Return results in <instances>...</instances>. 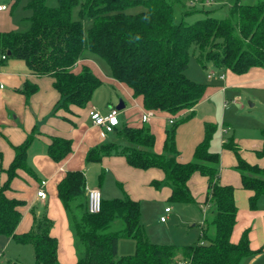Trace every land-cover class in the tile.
<instances>
[{"label":"trees","instance_id":"obj_1","mask_svg":"<svg viewBox=\"0 0 264 264\" xmlns=\"http://www.w3.org/2000/svg\"><path fill=\"white\" fill-rule=\"evenodd\" d=\"M186 1L60 0L57 6H50L46 0H29L30 27L23 31L0 30V70L8 60L20 59L31 73L52 76L59 93L56 110L93 108L92 96L103 79L96 68L84 61L90 53L103 58L111 77L123 84L132 97L141 99L136 119L124 124L120 121L108 133H113L115 140L89 148L87 161L121 154L132 167L159 170L161 178H152L150 185L155 189L167 187L169 200L184 204L198 203L191 191L193 175L200 173L207 179L206 202L212 216L201 224L200 239L191 244H160L145 233L139 200L102 195L101 210L92 213L85 195V172L67 170L57 184V195L67 214L76 264H243L253 253L249 229L243 231L238 241L232 240L238 215L236 187L220 182V156L209 148L214 126L206 125L205 139L196 146L193 159L184 162L176 144V125L194 115V107L211 88L186 72L192 47L204 68L210 65L241 74L252 67H264V0H228L224 3V17L212 14L218 7H204L208 0L200 1L203 7L187 5ZM175 4L182 6L180 20L175 17ZM77 6L79 18L75 19L73 11ZM196 11L206 14L186 22L185 16ZM85 19L91 21L87 30ZM212 72V76L216 74L210 71L207 77ZM37 89L35 83L26 80L20 91L28 98ZM146 110L169 117L171 127L166 124L163 128L161 149L157 148L151 119H142ZM36 133L33 128L24 141L13 144L14 156L7 168L0 150V172L6 175L0 185V234L12 236L18 243L31 244L33 264H62L58 238L51 232L54 220L48 213L38 216L33 232L17 230L28 203L13 195L12 186L21 171L39 179L27 161ZM224 145L236 156L235 167L241 174L242 187L249 193L248 206L256 210L264 196V166L244 158L233 138ZM72 147L70 137L54 134L48 154L61 161ZM256 154L264 156V141ZM116 220H121V227H115ZM120 237L135 240L133 253H118Z\"/></svg>","mask_w":264,"mask_h":264},{"label":"rangeland","instance_id":"obj_2","mask_svg":"<svg viewBox=\"0 0 264 264\" xmlns=\"http://www.w3.org/2000/svg\"><path fill=\"white\" fill-rule=\"evenodd\" d=\"M59 1L60 0H46V3L50 6H57ZM200 1L201 0H187L186 4L203 7ZM241 1L245 3H255L258 0ZM28 2L29 0H0V3L9 5V8L3 12L8 27L15 31H23L30 27L28 17L31 14V10L27 6ZM226 2H228V0H208L204 7L211 8L216 6L218 9L212 12V14L217 17H224L227 14V5L224 4ZM78 9L79 7L77 6L73 11L75 19L79 18ZM174 10L176 20H180L182 17V6L175 4ZM205 14L206 13L203 11H196L185 16V21L188 23L193 22L196 19L205 16ZM90 25L91 21L85 19L84 26L86 30ZM190 53V63L186 71L188 76L196 81L205 83L208 86L212 87L214 85V87H216L215 83L220 80V75L222 73H225L226 75L227 70H220L210 65L204 68L196 57V49L194 47L191 48ZM90 54L89 57L96 63L97 70L100 72V74H98L103 79V83L96 89L92 96L91 106L105 108L109 103L117 105L123 99L126 101L127 106L132 105V110L126 113L128 117L131 115V112L132 115H135V113L141 111V99L127 96L120 83L114 80H109L111 79V71L108 63L96 54ZM210 71L216 73L212 79H208L207 77V73ZM237 90L239 91H235V88L230 90L227 89L226 91L221 90V92L217 91V93L212 94L210 97H208L209 92H207L206 96L208 98L198 104L196 113L190 118L180 120L176 125V144L181 153V161L186 162L193 159L196 146L205 139L207 124H212L214 126L209 148L212 152H216L220 156L219 171L221 170L222 165L221 152L224 149L222 138H224V140H230L237 136L253 138L258 133L263 132L264 90L253 87L250 89L248 87H240ZM233 91L241 93V100H239V102L234 100L235 94ZM130 95L132 94L130 93ZM136 102H138L141 107H138ZM65 110L68 112V117L70 114H75L74 108ZM88 119L91 120L90 116ZM168 119L169 117L166 115L154 118V124H156L157 127L156 145L157 148L160 147V149L163 146L164 140L163 128L166 124L168 127H171ZM223 128H226L225 132H223ZM7 140H9V138L5 135L3 142H8ZM114 140L115 135L113 133L109 134V137L104 139L105 142H111ZM3 149H1V151L4 155V168H7L11 162L12 156L11 158L5 156V150ZM112 155L124 157L121 154ZM258 160L262 163V161L264 162V157L258 158ZM83 161L89 166L90 177L92 176L97 180L103 197H105L104 195L106 194V198L132 197L139 200L141 205V222L146 235L151 241L160 244H191L200 239L201 224L204 223L206 217L210 218L212 216V214H210L211 206L206 202L207 179H205L203 175L195 173L190 182L192 194L198 203L184 204L169 200V189L167 187L164 186L160 189L153 188L150 185V181L154 177H152L147 183L149 191L151 190L152 194L140 192L141 194L138 193L137 195L136 193L138 190H132L133 187L136 188L137 181H134V179L131 181V178L126 177L122 172H116L113 169L103 173V167L105 166L104 161H87L86 155H84ZM261 163L259 164L262 165L263 163ZM100 174H103V178L99 183ZM28 176L29 174L27 172L21 171L20 176L14 179L12 188L14 196L27 200V203L29 204L31 186L29 185L30 181L28 180ZM38 176L42 177L39 174ZM33 180L36 181L35 179ZM46 190L50 193L48 188H46ZM240 192L241 197L238 195L236 196V202L240 209V216L232 236L236 239L235 241H238L242 232L249 229L253 253L245 259L244 264H264V199L259 201L258 208L255 211L256 214H252L247 208V196L245 197L246 191L241 190ZM52 202L53 206L51 207L48 205V210H53L56 214V218L51 216L53 220L58 219L56 220L57 224L55 222V227H57V230L59 231V249L62 250V244H64V259L67 257L69 259L72 258V263L76 264L77 259H75L74 253L76 252L75 246V251L71 252V249H68L69 247L67 248L66 245L67 230L69 229V226L64 224L65 219L63 222V217L58 214L60 213L58 209L59 205L57 207L54 200H51L50 203ZM244 202H246V204L242 207L241 204ZM167 206L170 207L172 211L167 213V221L161 222L160 216L166 214L165 208ZM114 224L115 227H121L122 225L121 220H116ZM135 247V240L133 238H119L118 253L120 255L133 253ZM20 248L21 249L17 254L18 256H16L17 263L33 264L35 257L31 244L20 245ZM61 263L64 264L63 262Z\"/></svg>","mask_w":264,"mask_h":264},{"label":"crops","instance_id":"obj_3","mask_svg":"<svg viewBox=\"0 0 264 264\" xmlns=\"http://www.w3.org/2000/svg\"><path fill=\"white\" fill-rule=\"evenodd\" d=\"M6 5L7 8L0 9V30L2 31L13 30L12 28L8 27V23L5 21V14L3 12L9 8V5ZM92 60L93 59H91L89 56L84 58V61L90 63L92 67L96 68V71L100 74L99 70H97L98 68L96 63ZM214 76L215 75L209 77L208 79H212ZM26 80H30L38 86L37 91L31 94L28 98L20 91V88L23 86ZM109 80L116 81L112 77ZM53 81L54 79L52 76L36 75L31 73L28 66L26 65V62L20 59L8 60L6 65L0 70V128L2 133L0 134V150L4 148L3 150H5V156H8V158H11L12 156L13 158V144H19L24 141L26 136L33 130V128H35L37 131L28 148L27 161L28 164L36 171V173L42 177H39L38 180L34 181L32 177L28 176V180L30 181L29 185L31 186L29 194L30 203L25 207L21 220L18 224L17 230L19 232H33L36 226V219L43 212L48 213L50 217L54 216L56 218V214L53 212V210H48V205L51 207L53 206V202L50 203L51 200H54L57 207L59 205L58 209L60 213L58 214L59 216L63 217V222L65 219L64 224L69 226L66 211L57 195V184L63 178L67 170H83L85 174L88 175H86V189L89 187H100L97 183V180L92 176L90 177L89 166L83 161V157L86 155L89 148L103 142L104 139L109 137V135L102 136L101 128L94 125L93 121L88 119L89 107L82 109L74 108L75 114H70L69 117L68 112L65 109L60 108L56 110L55 104L59 99V93L55 89ZM121 85L127 96L132 97V95H130L131 92L123 84ZM215 86L216 87L213 85L211 88H209L208 97L214 93H217V91L221 92V90L226 91L227 89L230 90L235 88V91H239L237 89L240 87H248L249 89L253 87L264 90V67H252L248 71L241 74L227 70L226 75L224 73L223 77H220V80L215 83ZM235 91H233L235 94L234 100L239 102V100H241V93ZM208 97L206 96L203 100ZM120 102L123 104V107L120 108L121 112L119 115L121 123L124 124L126 122L134 121L137 117L136 115H132V112L130 113L131 115L129 117L126 115L128 111L132 110V105L127 106L126 101L123 99ZM198 104L194 107V113H196ZM117 105L109 103L105 108L98 109L104 113L110 106ZM136 105L140 107L138 102H136ZM157 116L161 115L154 114L150 118V123L152 124L153 130L156 134L157 127L156 124H154V118ZM225 130L226 128H223V132H225ZM54 134L66 135L72 139V151L61 161L53 160L48 154V144L50 142V137ZM5 135L9 138V140H7L8 142H3ZM222 139L224 149L221 152L222 165L220 170V182L232 184L236 187L235 198L237 195L241 197V190L246 191L245 197L247 196V208L249 212L256 214L255 211L257 209L252 210L248 206L249 193L242 187L241 174L235 167L236 156L232 150L224 145L227 140H224V138ZM233 140L238 144L240 152L244 158L252 163H261L258 160V158L261 157L257 156L256 150L261 148L263 144V132L258 133L253 138H243L237 136L236 138H233ZM159 148L160 147H158V149ZM101 161H104L105 164L103 167V173L113 169L116 172H122L124 176L131 178V181H133V179L134 181H137L136 188L133 187L132 189L134 191L138 190L136 193L137 195L138 193L141 194L140 192L152 194L151 190L149 191L147 183L152 177L161 178L162 176L161 172L156 169L144 170L132 167L126 162L124 157L117 155L107 156ZM262 163L261 164L264 165L263 161ZM4 165L3 159V166ZM5 178V173L0 172V185ZM102 178L103 174H100L99 183L101 182ZM41 188L46 192V197L44 198L37 195L38 190ZM46 188L50 190V193L47 192ZM104 196L106 197L107 195L105 194ZM262 199H264V196L260 198V200ZM246 202L242 203L241 206L243 207ZM171 211V209L169 211L165 210L166 214L161 216L165 215L166 219L164 221L160 219V221L166 222L168 218L167 213ZM239 216L240 209L238 207L236 225L238 223ZM56 220L58 219L54 220L51 232L58 238L59 231L57 230V227H55L57 224ZM66 240L67 248L69 247L68 249H71V252H74L75 249L73 236L70 229L67 230ZM232 240L235 241L236 239L232 236ZM20 245L30 244L18 243L12 236L0 234V264H18L16 261V256H18L17 254L21 249ZM64 250V244H62V250L58 247V256L60 261L64 264H73L72 258L69 259L67 257L64 259ZM74 253L75 259H77L76 252Z\"/></svg>","mask_w":264,"mask_h":264},{"label":"built area","instance_id":"obj_4","mask_svg":"<svg viewBox=\"0 0 264 264\" xmlns=\"http://www.w3.org/2000/svg\"><path fill=\"white\" fill-rule=\"evenodd\" d=\"M7 8L6 4H0V9ZM213 74L210 73L208 77H211ZM120 108L117 106H110L106 112H101L98 108L93 107L89 111V116L93 121V124L101 128L102 136H107L109 132L113 131L115 126L120 124ZM154 115L153 111H144L142 119L144 121L149 120ZM170 122H173V119H170ZM37 195L40 197H46V192L44 189H39ZM87 201H88V210L92 213L99 212L102 205V192L98 187H89L85 192ZM166 211L170 210V207H166ZM161 220H165L166 216H161ZM185 264V263H184Z\"/></svg>","mask_w":264,"mask_h":264},{"label":"water","instance_id":"obj_5","mask_svg":"<svg viewBox=\"0 0 264 264\" xmlns=\"http://www.w3.org/2000/svg\"><path fill=\"white\" fill-rule=\"evenodd\" d=\"M117 107H118V108H122V107H123L122 102H120V104H118Z\"/></svg>","mask_w":264,"mask_h":264}]
</instances>
